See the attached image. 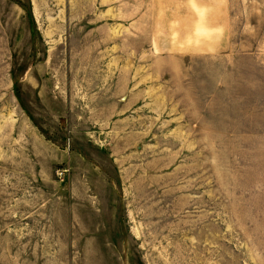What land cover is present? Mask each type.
I'll list each match as a JSON object with an SVG mask.
<instances>
[{"label":"rangeland","instance_id":"374dc122","mask_svg":"<svg viewBox=\"0 0 264 264\" xmlns=\"http://www.w3.org/2000/svg\"><path fill=\"white\" fill-rule=\"evenodd\" d=\"M23 196L100 199L96 264H264V0H0Z\"/></svg>","mask_w":264,"mask_h":264},{"label":"crops","instance_id":"0c3cea01","mask_svg":"<svg viewBox=\"0 0 264 264\" xmlns=\"http://www.w3.org/2000/svg\"><path fill=\"white\" fill-rule=\"evenodd\" d=\"M100 201L74 196L0 197V264H96L89 253L96 238L102 242L103 232H97L94 220L82 216L103 213L95 207Z\"/></svg>","mask_w":264,"mask_h":264}]
</instances>
